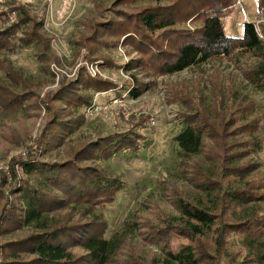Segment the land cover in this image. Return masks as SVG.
<instances>
[{"label":"trees","instance_id":"trees-1","mask_svg":"<svg viewBox=\"0 0 264 264\" xmlns=\"http://www.w3.org/2000/svg\"><path fill=\"white\" fill-rule=\"evenodd\" d=\"M235 3L114 0L101 16L99 12V20L90 22L89 36L80 41L91 50L88 63L99 64L102 70L122 68L130 82L118 90L113 82L92 78L81 68L76 84L61 85L58 92L39 100L40 88L10 70L0 80V119L5 121L10 114L24 119L25 105L37 111L38 117L44 110L45 124L35 145L28 148V158L34 159L37 150L48 151V145L56 146L84 123L96 94L113 92L122 98L128 91L133 99L140 97L144 85L132 73L135 69L150 77L180 73L217 59L239 63L253 58L245 75L256 89L264 91V30L260 31L263 39L252 23H244L241 37H229L224 31L222 20ZM256 3L264 12V0ZM17 10L18 22L11 27L5 24L6 12H0V53L29 44L39 48L48 41L39 34L41 23ZM25 26V37L16 39L17 30ZM120 43L127 54H137L127 64L100 51L101 46ZM41 56L44 63L51 60L47 51ZM224 81L216 75L210 80V98L197 85L192 91L184 86L170 92V100L184 107L175 156L178 170L182 167L181 178L192 187L171 192L169 201L176 215L142 222L137 214H129L105 238L103 208L114 203L125 183L104 164L117 156L136 157L148 145L142 132L148 130L146 121L141 120L123 132L68 149L70 153L61 162H10L13 183L20 186L12 185L8 191L20 195L12 209L3 197L0 234L8 240L0 247V264H118L121 253L129 257L124 264H264V174L250 159L262 150L261 120L257 108L237 93L232 81L223 85ZM231 146L234 149L229 151ZM17 163L20 181L14 169ZM254 174L258 175L255 179ZM5 183L0 175L2 200ZM134 236L156 246L160 254L138 256Z\"/></svg>","mask_w":264,"mask_h":264},{"label":"rangeland","instance_id":"rangeland-1","mask_svg":"<svg viewBox=\"0 0 264 264\" xmlns=\"http://www.w3.org/2000/svg\"><path fill=\"white\" fill-rule=\"evenodd\" d=\"M113 1L0 0V12H6L7 26L11 27L18 22L17 9H22L30 20L41 23L39 34L48 40H44L39 48L29 44L1 52L0 80L7 76L8 71L11 73L10 70H15L40 88L37 91L38 99L43 100L58 92L61 85L76 84L80 69L85 68L90 77H100L116 84L118 90L122 88L126 82H130L129 75L122 68L102 70L99 64L88 63L91 50L87 47L88 44H82L80 41L82 37L89 36L90 22L99 20L101 12L111 7ZM222 23L227 36L241 37L244 23H252L259 32L264 30V12L257 8L256 0H236ZM30 28L29 21L28 29ZM26 30V26L17 30L16 39L24 38ZM77 40L79 43H76ZM46 44L49 45L48 49ZM90 47L94 48V45ZM46 51L50 56L48 59H51L48 63H44L45 60L41 56L42 52ZM100 51L107 58L122 64H127L132 58L137 57L136 53L127 54L121 43L110 48L101 46ZM254 62L253 58L241 59L239 63L234 60L217 59L180 73L150 77L144 76L136 69L132 70V73L138 74L137 78L144 85L140 97L133 99L128 95V91L123 93L122 98H117L113 92L96 94L91 107L85 112L84 123L56 146L48 145V151L44 148L37 150L34 159L28 158L30 153L28 148L35 145L45 124L46 120L42 117L44 110H41V116L38 117L37 111H32L30 110L32 107L25 105L24 119H19L13 114L5 121L0 119V175L5 177L6 182L1 196L6 198L7 207L12 209L20 195L8 191L12 185L16 188L20 186V183H13L11 161L61 162L70 153L71 150L68 149L95 142L99 137L123 132L132 124L145 120L148 130L142 132L148 138V145L136 157L128 154L117 156L107 165L104 164L115 174L121 175L125 183L124 189L117 194L114 203L103 208L107 223L105 238H110L129 214H137L142 222H154L159 215H176L177 212L169 201L171 192L186 191L192 187L181 178L182 167L178 170L175 156V138L182 130L181 113L184 107L179 101L170 100V92L174 88L184 86L192 91L194 85H197L203 96L210 98L212 90L210 80L215 75L226 79L223 85L230 79L237 93L257 108L261 120L258 136L262 150L253 153L250 159L259 165V173L264 174V91L256 89L245 75L246 68ZM44 66H47L48 73ZM219 117L222 116L219 114ZM233 149L231 146L229 151ZM96 164L100 168L103 167L100 162ZM14 169L20 181L22 177L20 165L15 164ZM257 176L254 174L252 178L255 179ZM3 203L4 198L3 200L0 198V210ZM7 240L8 236L1 233L0 247ZM133 243L136 244L138 256L147 258L160 254L156 246L145 244L140 237L134 236ZM128 258L126 254L121 253L118 264H124Z\"/></svg>","mask_w":264,"mask_h":264},{"label":"built area","instance_id":"built-area-1","mask_svg":"<svg viewBox=\"0 0 264 264\" xmlns=\"http://www.w3.org/2000/svg\"><path fill=\"white\" fill-rule=\"evenodd\" d=\"M237 4H239V3H237ZM255 30H256V32H257L259 38H260V39H263V36L260 34V32L258 31V29H257L256 27H255Z\"/></svg>","mask_w":264,"mask_h":264}]
</instances>
